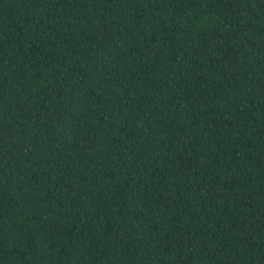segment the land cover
Listing matches in <instances>:
<instances>
[{"label":"trees","instance_id":"obj_1","mask_svg":"<svg viewBox=\"0 0 264 264\" xmlns=\"http://www.w3.org/2000/svg\"><path fill=\"white\" fill-rule=\"evenodd\" d=\"M0 264H264V0H0Z\"/></svg>","mask_w":264,"mask_h":264}]
</instances>
